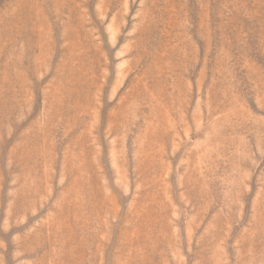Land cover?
<instances>
[{"label": "rangeland", "instance_id": "rangeland-1", "mask_svg": "<svg viewBox=\"0 0 264 264\" xmlns=\"http://www.w3.org/2000/svg\"><path fill=\"white\" fill-rule=\"evenodd\" d=\"M0 264H264V0H0Z\"/></svg>", "mask_w": 264, "mask_h": 264}]
</instances>
